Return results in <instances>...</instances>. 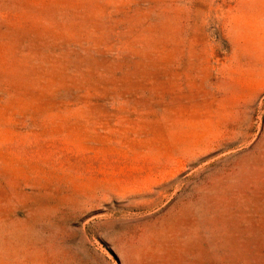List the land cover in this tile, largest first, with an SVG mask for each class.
<instances>
[{
    "label": "rangeland",
    "instance_id": "1",
    "mask_svg": "<svg viewBox=\"0 0 264 264\" xmlns=\"http://www.w3.org/2000/svg\"><path fill=\"white\" fill-rule=\"evenodd\" d=\"M0 264H264V0H0Z\"/></svg>",
    "mask_w": 264,
    "mask_h": 264
}]
</instances>
